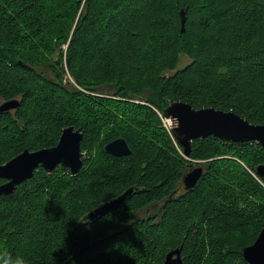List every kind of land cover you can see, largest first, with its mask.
Instances as JSON below:
<instances>
[{
	"label": "trees",
	"instance_id": "1",
	"mask_svg": "<svg viewBox=\"0 0 264 264\" xmlns=\"http://www.w3.org/2000/svg\"><path fill=\"white\" fill-rule=\"evenodd\" d=\"M181 54L189 62L164 73ZM12 99L0 164L54 146L67 126L83 132V164L39 166L0 195V250L27 264H163L181 246L185 264H249L264 148L207 136L184 156L159 113L180 100L264 124V0H0V103ZM119 137L130 155L104 151ZM202 164L185 191L184 171ZM129 187L117 209L78 222Z\"/></svg>",
	"mask_w": 264,
	"mask_h": 264
},
{
	"label": "water",
	"instance_id": "2",
	"mask_svg": "<svg viewBox=\"0 0 264 264\" xmlns=\"http://www.w3.org/2000/svg\"><path fill=\"white\" fill-rule=\"evenodd\" d=\"M180 30H184L185 11L180 9ZM18 106L16 99L0 103V112L11 111ZM163 115L173 122L171 136L181 145L184 156L190 152L191 141L196 138L214 136L230 142L257 141L264 148V124H253L232 111L215 109L211 106L195 109L184 101H173L163 110ZM83 132L73 126L64 127L54 146L38 150L24 149L5 163L0 164V195H8L15 191L16 186L30 179L35 170L41 166L47 173L58 165L67 167L71 174L76 173L83 164L80 142ZM104 151L114 156L130 155L131 150L125 139L119 137L107 142ZM205 166L189 165L182 176L185 191L194 189L197 181L205 172ZM259 175L264 172V165L257 168ZM135 189L129 187L116 197L104 201L93 208L86 216L90 222L117 209L128 199ZM241 255L249 264H264V226L254 241L245 246ZM163 264H185L181 256V246L168 251Z\"/></svg>",
	"mask_w": 264,
	"mask_h": 264
},
{
	"label": "clouds",
	"instance_id": "3",
	"mask_svg": "<svg viewBox=\"0 0 264 264\" xmlns=\"http://www.w3.org/2000/svg\"><path fill=\"white\" fill-rule=\"evenodd\" d=\"M87 214L84 216L82 220H79L78 222L87 223L88 221L85 219ZM0 264H27V261L23 256L20 255L13 256L5 249V250H0Z\"/></svg>",
	"mask_w": 264,
	"mask_h": 264
},
{
	"label": "rangeland",
	"instance_id": "4",
	"mask_svg": "<svg viewBox=\"0 0 264 264\" xmlns=\"http://www.w3.org/2000/svg\"><path fill=\"white\" fill-rule=\"evenodd\" d=\"M188 62H189V59L187 58V56L181 54V55L179 56L178 62H177V64H176V67H175L173 70H165L164 73H166V74L172 73V72H174L176 69H180V68H182V67H183L185 64H187ZM63 78H64L63 82H69V83H71V86L76 87V85L73 83V81H72V79H71L69 73H68L66 70H65V72H64V74H63ZM159 116H160L161 124H162V126L164 127L163 122H162V119H161V117H163L164 115L161 114V113H159ZM164 128H165V127H164ZM170 131H171V130H170ZM170 131H169V132H170ZM196 166H199V165H196Z\"/></svg>",
	"mask_w": 264,
	"mask_h": 264
},
{
	"label": "built area",
	"instance_id": "5",
	"mask_svg": "<svg viewBox=\"0 0 264 264\" xmlns=\"http://www.w3.org/2000/svg\"><path fill=\"white\" fill-rule=\"evenodd\" d=\"M161 119H162V122H163L165 129L169 132L173 127L172 120L168 117H165V116L161 117Z\"/></svg>",
	"mask_w": 264,
	"mask_h": 264
},
{
	"label": "flooded vegetation",
	"instance_id": "6",
	"mask_svg": "<svg viewBox=\"0 0 264 264\" xmlns=\"http://www.w3.org/2000/svg\"><path fill=\"white\" fill-rule=\"evenodd\" d=\"M183 186V185H182ZM185 190V189H184Z\"/></svg>",
	"mask_w": 264,
	"mask_h": 264
}]
</instances>
